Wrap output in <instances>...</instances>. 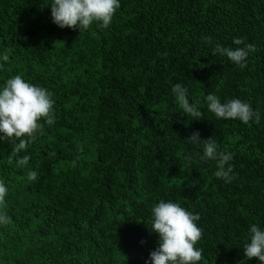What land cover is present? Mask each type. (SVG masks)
<instances>
[{
  "label": "trees",
  "instance_id": "1",
  "mask_svg": "<svg viewBox=\"0 0 264 264\" xmlns=\"http://www.w3.org/2000/svg\"><path fill=\"white\" fill-rule=\"evenodd\" d=\"M52 2L0 0V89L21 75L55 100L54 124L20 153L27 166L0 138V264H150L161 200L200 215L199 264H260L243 248L253 223L264 230V0H120L108 28L82 32L55 24ZM234 37L256 46L247 68L212 55L243 47ZM176 83L204 118L180 112ZM210 93L258 108L260 123L217 119ZM197 130L232 154V182L200 159Z\"/></svg>",
  "mask_w": 264,
  "mask_h": 264
},
{
  "label": "clouds",
  "instance_id": "2",
  "mask_svg": "<svg viewBox=\"0 0 264 264\" xmlns=\"http://www.w3.org/2000/svg\"><path fill=\"white\" fill-rule=\"evenodd\" d=\"M120 6V0H53L50 4L55 24L61 28L78 27L80 32L88 30L93 22L98 23L101 29L108 28ZM245 40L246 38L234 37L235 45H244L235 49L217 42L212 48V55L226 56L241 69L247 68L249 54L256 51V46L245 43ZM205 42L211 45L212 37H206ZM2 59L8 62L9 56L4 54ZM172 93L182 114L191 116L192 120L204 118V112L195 103L189 102L186 87L176 83L172 87ZM54 104L53 94L48 89L26 82L21 75L6 80L0 89V133H3L0 138L14 145L8 161L10 164L15 157L18 168L28 165L31 157L21 156L20 153L36 140L38 133L42 134L44 123L41 121L49 126L54 124ZM206 104L208 111L214 113L217 119H238L245 124L250 121L260 123L259 109L254 110L249 103L239 98L222 103L216 94L210 93L206 96ZM187 139L195 145L203 141V155L200 159L217 162L214 175L218 179H223L226 183L235 179L232 174L233 166L230 164L233 156L231 153L218 151L219 145L215 138L203 139L197 130ZM38 179L37 171L28 172V180ZM7 193L8 188L0 181V205L5 204ZM200 218L198 213L193 214L176 202L161 200L155 204L152 208L150 231L159 234V247L150 253V264H199L203 253L196 245L202 238V229L196 222ZM0 223H8L6 214L0 213ZM249 232L250 242L243 248L245 259L257 258L260 264H264V230L253 223Z\"/></svg>",
  "mask_w": 264,
  "mask_h": 264
}]
</instances>
